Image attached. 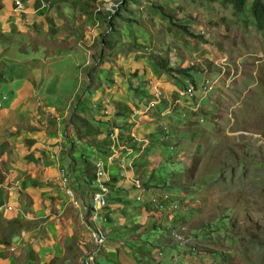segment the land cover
Returning a JSON list of instances; mask_svg holds the SVG:
<instances>
[{
	"label": "rangeland",
	"instance_id": "obj_1",
	"mask_svg": "<svg viewBox=\"0 0 264 264\" xmlns=\"http://www.w3.org/2000/svg\"><path fill=\"white\" fill-rule=\"evenodd\" d=\"M251 1L239 14L224 0H134L117 10L119 0L79 1L84 96L60 105L66 114L45 116L48 131L34 142L35 151L0 163V179L11 169L18 172L0 183V264H101L103 259L116 264L119 248L113 252L108 244L110 228L120 225L114 211L103 225L106 241L95 250L90 213L79 201L93 188L96 166L88 163L90 156L102 160L113 201L132 211L143 207L142 212L149 204L144 228L134 218L126 222L133 232L146 229L144 238L155 235L172 249L159 247L153 257L146 248L144 258L140 248H132L148 261L144 264H264V30L252 23ZM183 25L207 42L192 39ZM158 53L168 55L177 69L191 65L189 76L163 73L155 65ZM135 70L138 76L129 75ZM206 79L211 89L200 90ZM58 81L53 75L51 82ZM130 83L143 89L141 98L134 97ZM6 102L0 94V104ZM139 115L154 122L139 126ZM32 141L25 138L26 144ZM90 141L108 156L93 154ZM117 153L124 156V169L140 168L134 178L165 190L138 199L131 193L129 199L125 182L131 173L118 174ZM46 159L44 168L40 163ZM86 161L88 177L78 180L80 193L68 194L72 187L61 185L60 173L78 172ZM30 187L41 196L34 200ZM118 247L126 249L124 242Z\"/></svg>",
	"mask_w": 264,
	"mask_h": 264
},
{
	"label": "crops",
	"instance_id": "obj_2",
	"mask_svg": "<svg viewBox=\"0 0 264 264\" xmlns=\"http://www.w3.org/2000/svg\"><path fill=\"white\" fill-rule=\"evenodd\" d=\"M79 1L80 0H0V94L5 93L7 96L5 106L0 104V163L7 160L11 161V159L15 160L17 155H23L24 157L30 151H35L34 142L42 137H46L48 131V123H46L45 116L47 114L51 115V113L54 112L56 115L66 114V110L61 108L60 105H70L75 98L80 97L81 100V97L84 96V91H82L84 86L81 85L82 79L80 78L82 77V70L85 64L78 62V55L80 54L83 56L84 54V45L82 44L80 33L77 30V26L82 20V17L78 15ZM18 3L20 4L19 7L17 6ZM31 41L33 43H38L39 46L38 44L35 45L31 43ZM39 41L42 42L43 45H41ZM48 45H51L52 48H49ZM18 52L23 53V57L18 56ZM55 60L57 61L54 62ZM53 75L59 77L58 82H51ZM73 75L76 77L74 78ZM50 78L51 80H49ZM152 102L156 104L158 101ZM157 106L158 105H154L153 108H151L152 113L157 109ZM189 107L191 108V106ZM142 116L145 115H139L138 117ZM139 119H141L138 120L139 126L145 127L146 124L150 125V123L143 121L144 118ZM137 128L140 129V127ZM25 138H30L33 141L30 144H26ZM90 144V150L96 149L93 154L96 151L99 152V150L102 151L99 152L102 154L107 151L102 150V147L96 141H90ZM90 150L87 149V152L89 153ZM119 156L121 159V167L125 166L124 156L120 155V153L115 154V158H119ZM96 158L93 156L88 157L90 162L86 161L84 164L81 163L78 172L69 167L71 169V174H68L70 182L67 184L71 185L73 193H80L78 188L81 183L78 182V180L83 179V177H85L84 180H86V177H88L86 171L88 170L87 162L95 163ZM49 159L55 160V158ZM46 161L47 159L40 163L44 168L47 166ZM77 162L78 159L75 158L74 163ZM74 163L71 162V165ZM6 164L8 166L10 165V163ZM127 166H131V170H126L122 167L118 169V174L125 177V174L131 173L129 178H127L128 182H125L128 198L131 193H136L135 197L138 199V197L141 198V196H144L148 192H156L154 197H158L159 192L165 190L161 187H155L154 184L157 183L151 180H145L144 182L139 181L142 185L141 188L135 187L131 177H133L140 168L135 172L133 171V164ZM0 167L4 168V164H0ZM140 167H142V165H140ZM57 168L58 166H56L53 173L58 175ZM73 174H77L74 180L72 178ZM4 175L5 178L10 176L14 177L18 175V172L11 169L5 172ZM59 176L61 177V185L66 186L67 184H63L62 182L61 173ZM5 178L3 177L0 179L1 186L5 183ZM109 178L110 180H114L111 179V177ZM157 186H159V184H157ZM36 190L37 189H33L32 187L28 189V192H32L30 195L34 200L41 196V194L38 196L33 195V193L37 192ZM177 191H179V195H185L184 191L180 189H177ZM63 193L64 191H62V194ZM79 201L83 202L85 210L88 209L89 211L90 193L83 199H79ZM108 201L110 207L114 210L113 219H115V223L120 224L114 225L116 226L114 228H110L115 238H113L112 235V237H109L108 241L113 252L116 246V248H119L116 264L147 263L148 261L146 259L143 260L142 257H137L136 253L132 251V248H140L143 257L145 249L148 248L150 251L147 255L151 254L154 257V251H159V247H164L154 238L156 237L155 235L151 237V240L144 238L143 233L146 229L142 230V228H144L143 224L147 220L146 211L147 208L149 209V204L145 205V211L142 212L143 207L140 208L139 211H132V208L127 205L125 206L122 201H113L110 197V193ZM74 204L77 205L76 201ZM121 207L124 212L120 213L118 211L120 214H117L115 209L118 210ZM131 218H134L136 223L139 222L141 224V230L139 229L133 232V228L129 227L130 223H126ZM157 229L158 228H153L151 230L155 231ZM151 230L149 233H151ZM121 242H124L126 245L125 250H121V247H118ZM164 250H166V252L172 251V249L165 247ZM121 251L129 254V256H121ZM109 263L110 260L108 259H103L101 261V264Z\"/></svg>",
	"mask_w": 264,
	"mask_h": 264
},
{
	"label": "built area",
	"instance_id": "obj_3",
	"mask_svg": "<svg viewBox=\"0 0 264 264\" xmlns=\"http://www.w3.org/2000/svg\"><path fill=\"white\" fill-rule=\"evenodd\" d=\"M18 7L20 4L18 3ZM212 83L209 80H205L201 86V90L207 91L211 89ZM114 154H110L109 158L112 159ZM94 165L96 166V170L94 173L93 180V188L90 193V202H89V231L90 238L94 244L95 250L100 249V246L104 244L106 241V235L103 225L108 223V219L111 218L113 214V209L110 207L108 202V193L109 189L107 187L106 182L109 180L108 177H103L104 172L102 170V160H96ZM63 184H67L70 182L69 176H65L61 173ZM135 186L140 188V184L138 180L134 181ZM66 192L68 194H73L72 188H67ZM139 198V197H138ZM174 206V205H172ZM177 238L181 244V235H178ZM92 259V255L88 257Z\"/></svg>",
	"mask_w": 264,
	"mask_h": 264
},
{
	"label": "trees",
	"instance_id": "obj_4",
	"mask_svg": "<svg viewBox=\"0 0 264 264\" xmlns=\"http://www.w3.org/2000/svg\"><path fill=\"white\" fill-rule=\"evenodd\" d=\"M129 1L134 2V0H119V4L116 7L117 8L120 6V4L126 5L127 3H129ZM226 3H229L231 5V7L233 8L234 12L236 14H239L243 11L245 4H246V0H224ZM250 15L252 18V23L254 24V27L256 28V30L258 31H262L264 30V1L263 0H252L251 4H250ZM113 16V14H112ZM111 16V17H112ZM183 28L186 29V31L189 33V35H191L192 39L194 38H201V41L203 42H207L206 38L202 37L201 35L192 32L190 29H188L186 27V25H183ZM155 58V65H157L161 71L167 75H178V76H189V70H191L192 66L191 65H187V66H183L181 65L178 69L174 66L171 65L170 59L168 57V55H160L155 54L154 55ZM140 74V72L138 70H135L133 73H129V75H131L132 77H136ZM130 88H132L133 90V94L134 97H139L141 98V92H139V88L138 86L133 85L132 83L129 84ZM142 89V88H141ZM143 90V89H142ZM144 94V92H143ZM118 115H122L121 113H117ZM141 118H144L143 121H146L148 123H152L154 122L153 118H149V117H145L142 116ZM117 127V126H116ZM99 152H102L99 150ZM108 151L104 152V155H107Z\"/></svg>",
	"mask_w": 264,
	"mask_h": 264
},
{
	"label": "clouds",
	"instance_id": "obj_5",
	"mask_svg": "<svg viewBox=\"0 0 264 264\" xmlns=\"http://www.w3.org/2000/svg\"><path fill=\"white\" fill-rule=\"evenodd\" d=\"M203 82H204V81H203ZM203 82H202V83H203ZM202 83H201V84H202ZM199 89L201 90L200 85H199ZM135 180H138V179H136V178L133 179V185H134V186H135V183H134ZM138 182H139V180H138ZM139 184H140V182H139ZM141 186H142V185L140 184V188H141ZM135 187H136V186H135ZM91 191H92V190H91ZM91 191H90V193H91ZM108 194H109V193H108ZM108 202H109V201H108ZM109 204H110V203H109ZM171 206H172V205H171ZM112 209H113V208H112ZM113 211H114V210H113ZM110 220H112V216H111L110 219H108V222H109ZM104 225H105V224H104Z\"/></svg>",
	"mask_w": 264,
	"mask_h": 264
}]
</instances>
